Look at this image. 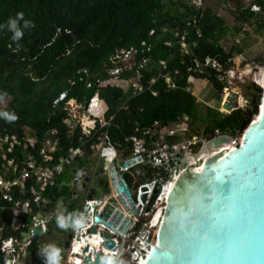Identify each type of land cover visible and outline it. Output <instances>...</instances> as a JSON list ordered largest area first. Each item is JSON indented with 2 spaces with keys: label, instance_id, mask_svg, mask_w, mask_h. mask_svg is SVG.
I'll return each instance as SVG.
<instances>
[{
  "label": "trees",
  "instance_id": "trees-1",
  "mask_svg": "<svg viewBox=\"0 0 264 264\" xmlns=\"http://www.w3.org/2000/svg\"><path fill=\"white\" fill-rule=\"evenodd\" d=\"M201 1L202 7L185 0H0V24L4 25L0 28V94L6 99L4 111L18 117L12 122L0 118V130L15 134L23 143L24 128H28L36 140L35 149L28 148L30 152H36L51 131H56L60 143L54 162L70 148L80 146L84 150V158L65 168L55 184L47 187L43 194L47 200L45 209L53 210L62 202L64 215L79 213V198L72 196L71 172L75 167L80 171L86 169L94 152L91 147L98 144L101 131L86 136L80 125L70 120L63 103L54 106L61 92H67V99L74 98L79 103L97 92L107 107L105 119L110 120L102 131H107L112 143L124 147H128L124 143L126 138L141 137L155 122L160 127H170L185 117L190 133L207 140L216 135L215 131L233 137L247 128L258 111L256 107L253 112L239 108L231 113L202 108L190 85L193 77L206 80L216 92L219 106L227 97L223 92L226 73L233 66L234 57L243 51L239 45H232L229 50L221 46L228 32L226 20L205 2L229 3L234 8V19L253 23L258 31L264 30V2L257 0L261 9L253 13L245 7L244 0ZM17 12L24 13L23 20L18 22L24 34L20 40H13L7 23ZM24 20L31 21L28 27H24ZM142 41L151 45L150 52L145 54L148 62L139 70L142 92L123 87L125 80L136 76L135 71L124 72L119 84L98 88L91 78L92 86H85L84 69L104 78L108 57L118 50L138 47ZM207 57L219 64L220 71L203 67ZM160 61L165 62V70ZM166 75L175 88L168 87ZM260 92L257 84L246 86V96L252 104ZM240 100L238 97L239 104ZM22 154L21 146H16L10 156L22 160ZM78 185L86 186L85 182ZM51 230L50 226L49 234ZM56 230L64 233L57 227ZM5 233L12 234L9 229ZM39 241L46 244L45 238ZM37 245V240L32 241L28 251L31 258L45 264ZM60 249L63 260L65 255Z\"/></svg>",
  "mask_w": 264,
  "mask_h": 264
},
{
  "label": "built area",
  "instance_id": "built-area-1",
  "mask_svg": "<svg viewBox=\"0 0 264 264\" xmlns=\"http://www.w3.org/2000/svg\"><path fill=\"white\" fill-rule=\"evenodd\" d=\"M264 2V0H262ZM202 2V1H201ZM200 2V3H201ZM245 7L251 12L257 13L261 7L257 0H245ZM200 7V6H197ZM67 33H70L67 31ZM153 31L149 32L152 35ZM184 37H182V40ZM186 44L182 41L181 46L185 48ZM151 45H147L145 41L140 43L138 47H130L114 52L104 63V78H99L95 74L88 73L84 69L83 73L87 76L85 86H92L91 78L95 79L98 88H103L108 84L122 83L121 76L126 71H135L136 76L132 79L124 81V89L132 87L136 93L142 92L143 88L139 84V70L148 62L145 55L149 53ZM161 69L165 70V62L160 61ZM203 67H211L216 71H220L219 64L212 58L207 57ZM165 82L169 88H175L170 78L164 76ZM220 79H223L222 77ZM259 85V84H258ZM190 90V89H188ZM155 94V93H153ZM1 96V94H0ZM98 94L95 93L89 101L79 103L76 99H67V92H61L54 100V106L63 103L64 110L68 112L71 121L78 123L81 130L87 136L93 133L95 135L98 130L99 142L92 146L96 153L93 161V173L89 174V163H86V169L83 174H77V182H84V178H89V183L80 188L79 186L72 194L74 198H79V213L85 215L91 214L85 210V207L92 206L98 200L103 204L107 202L108 196H103L109 190H113L111 180L106 181L98 179L99 169L108 173L109 165L114 163L115 172H120L126 179L131 196L134 199V207L132 211L125 212L119 202V196L122 195L118 191H113L110 196L115 198L122 208L125 215L132 222L131 226L125 233L109 230L110 238L116 243L115 250H109L104 247V243L108 240L101 232L105 231V226L101 223H94V214L92 219L87 221V227L82 230H74L70 239L69 250H65L66 255L62 261L63 264H85L84 256H90L93 260L95 254L101 256L105 253H116V259H123L125 264H141L138 259L146 260L149 254L151 233L163 221V216L167 206L168 196L178 173L183 168H177L175 171L171 169V165L175 163L176 155L189 156L187 164L193 163L191 156L200 152L202 146L208 141L200 135L191 134L187 127V118L180 119L174 126L160 127L155 122L153 127L145 130L142 136L133 135L126 138L124 143L128 147L121 146L118 143H112L108 137L107 131L103 128L108 127L110 120L105 119L106 106L102 103L101 107L96 104ZM6 99H0V111H4ZM75 112V114L73 113ZM82 113V119L77 122L76 114ZM89 128V130H86ZM245 130L239 131L235 136H230V142L227 144L233 148L240 146L242 136ZM25 138L21 143L15 134H9L5 130H0V264H36L35 257L31 258L28 251V245L34 241H38L37 248L45 262L41 253V248L46 245L39 241L40 238L47 237L49 223L52 221V215L56 214L59 202L54 209H45L47 200L43 194L47 187L53 186L59 175L65 168L70 167L73 162L79 158H84V150L78 146L70 148L65 156H60L54 162V155L58 151L59 137L56 131H51L50 136L44 140L42 145L37 148L36 152H30L28 148L35 149V137L30 134L28 128H24ZM215 136L224 135L215 131ZM92 138H88L91 140ZM21 146L22 160L14 156H10L14 147ZM111 149L114 155L111 159L105 155V150ZM92 154V155H93ZM144 157L147 160H144ZM132 159L131 162H129ZM100 162V163H99ZM128 162L127 167H123V163ZM79 170L78 167H75ZM74 168V169H75ZM73 169V170H74ZM128 176V179L126 178ZM95 183H92L94 180ZM109 179V180H108ZM75 187V188H76ZM97 189H101V195H97ZM95 191V194L92 193ZM95 198L88 199V196ZM145 199L142 200V197ZM123 198V197H122ZM125 201V200H124ZM126 202V201H125ZM140 207L137 218L133 216V210ZM37 208V209H36ZM114 210H117L114 208ZM101 211L99 208L95 210L96 214ZM63 213V212H61ZM113 214V212H111ZM7 221V222H6ZM123 220H120L117 228L121 226ZM95 226L96 233L91 232V228ZM34 227L40 228L42 235L23 241V233L30 232ZM9 229L12 234L6 235ZM15 232H20L19 236ZM94 237H99L96 244L92 243ZM11 240L9 245L7 241ZM81 244L79 251L73 252V244ZM87 247L86 253L83 254L82 248ZM131 250H133L131 252Z\"/></svg>",
  "mask_w": 264,
  "mask_h": 264
},
{
  "label": "water",
  "instance_id": "water-1",
  "mask_svg": "<svg viewBox=\"0 0 264 264\" xmlns=\"http://www.w3.org/2000/svg\"><path fill=\"white\" fill-rule=\"evenodd\" d=\"M262 76L264 80V73ZM259 87L261 92L254 104L246 100L239 104L237 92L227 87L223 90L227 94L223 102L226 113L243 107L249 112L255 107L258 110L245 129L239 147L228 146L230 136L224 134L209 139L198 154L191 156L194 161L190 165H186L189 156L176 155L170 168L175 171L180 167L183 171L175 178L163 221L151 233L146 260L138 259L141 264H264V84ZM127 166L128 162H124L123 167ZM99 172L98 178L107 176L111 180L113 190L108 188L103 195L108 196L105 204L98 200L92 206L87 205L85 210L94 214V223L105 226V231L101 232L108 239L104 247L115 250L116 243L110 238L109 230L127 231L132 222L122 208L130 213L135 202L125 177L115 172L114 163L109 165L108 173L102 168ZM73 181L77 182V178ZM84 181L89 183V178ZM113 191L122 195L123 198L119 196L122 208L110 196ZM92 198L95 197L88 196V199ZM217 201L227 202L226 207H220ZM97 208L101 211L99 214L95 213ZM139 210L140 207L133 210L135 218ZM211 211H216L215 223L207 219ZM120 220L123 223L117 228ZM91 232L96 233L95 226ZM39 235H42L41 229L34 227L32 233L22 234L23 241ZM71 237L72 233L67 234L65 250H69ZM250 248L255 249V255L245 257ZM209 250L210 258H201V253ZM215 250H220L226 257L241 258H211ZM86 251L87 247L82 248L83 254ZM100 256L95 254L93 260L84 256V263L99 264Z\"/></svg>",
  "mask_w": 264,
  "mask_h": 264
},
{
  "label": "rangeland",
  "instance_id": "rangeland-1",
  "mask_svg": "<svg viewBox=\"0 0 264 264\" xmlns=\"http://www.w3.org/2000/svg\"><path fill=\"white\" fill-rule=\"evenodd\" d=\"M188 4H194L202 7L203 3L201 0H185ZM201 2V3H200ZM244 4L246 2L244 0ZM205 5H209L215 9V13L224 17L226 20L227 33L224 36V39L220 42L221 46L225 50H229L232 45H239L243 51L239 56H235L233 59V66L226 73V77L224 78V82L229 90L237 92L239 94L240 102L242 104L243 101H249L246 96V86L250 83L260 84L259 81L263 78L264 73V30H257L253 25V23H241L234 19V15L232 11L234 8L229 3L223 4L222 2L215 1H206ZM236 30H238L236 32ZM192 83L190 85V89L197 98L199 104L203 107H212L217 108L220 112L226 113L223 109V102L219 106H217L215 97L216 92L208 85L206 80L191 78ZM224 92V91H223ZM227 96V94H225ZM203 111V110H202ZM75 114V112H73ZM77 122L82 119V113L76 114ZM82 117V118H81ZM96 153H94L90 158L89 163V175L91 176L93 173L94 164L92 161L96 158ZM100 163V162H99ZM101 181H106L107 176H101L98 178ZM94 180V179H93ZM95 181H93L94 183ZM97 195H101L102 190L97 189ZM56 215H52V223L54 224L58 230L64 232L66 235L72 232V228L61 229L57 226L56 223ZM56 229V228H55ZM62 233H59L57 230L53 232V234H47V240L49 239L52 242V245L56 247H62L61 237ZM59 236V237H58Z\"/></svg>",
  "mask_w": 264,
  "mask_h": 264
},
{
  "label": "clouds",
  "instance_id": "clouds-1",
  "mask_svg": "<svg viewBox=\"0 0 264 264\" xmlns=\"http://www.w3.org/2000/svg\"><path fill=\"white\" fill-rule=\"evenodd\" d=\"M23 17H24L23 12H17L15 18H9L7 27L12 32L13 40H20L23 37L24 33L21 27H19L18 25V22L20 20H23ZM30 23L31 21L24 20V27H28ZM3 27L4 25L0 24V28ZM17 47H19V45H17ZM259 82L264 84V80H261ZM0 99H2V96H0ZM89 99L87 101H89ZM95 102L96 104L98 103L100 107L102 103L104 104L103 100L99 97V94L97 100L95 99ZM0 118H4L8 122H12L15 121L18 117L14 112L0 111ZM104 154L107 155L109 159H111L112 156L114 155V152L111 149H108L105 150ZM55 219L57 226L61 229L72 228L73 230H82L87 227V221L91 220L92 217L91 214L85 215L84 213L73 212V213H69L68 215H64L63 213H58ZM98 241H99V237H94L92 243L96 244ZM84 242L85 241L82 240L80 244H73L72 247L73 252L79 251L81 244ZM11 243H12L11 240L7 241V244L10 245ZM41 253L45 257V264H61V249L59 247H56L51 244H47L41 248ZM115 257H116L115 252L105 253L104 255L100 256L99 264H125V261L123 259H116ZM77 264H79V262H77Z\"/></svg>",
  "mask_w": 264,
  "mask_h": 264
},
{
  "label": "snow or ice",
  "instance_id": "snow-or-ice-1",
  "mask_svg": "<svg viewBox=\"0 0 264 264\" xmlns=\"http://www.w3.org/2000/svg\"><path fill=\"white\" fill-rule=\"evenodd\" d=\"M219 179V178H218ZM217 204L220 205V207H226V203L225 201H217L216 202ZM206 205V204H205ZM207 219L212 222V223H215V220H216V211H211L209 212L208 216H207ZM210 251H205L203 253H201V258L203 259H208L210 258ZM255 255V249L254 248H250L247 250V252L245 253V257H252ZM211 258H219V259H225V258H228V259H239L241 257L239 256H229V257H226L224 255L223 252H221L220 250H215V254L214 256H212Z\"/></svg>",
  "mask_w": 264,
  "mask_h": 264
},
{
  "label": "crops",
  "instance_id": "crops-1",
  "mask_svg": "<svg viewBox=\"0 0 264 264\" xmlns=\"http://www.w3.org/2000/svg\"><path fill=\"white\" fill-rule=\"evenodd\" d=\"M95 160V159H94ZM93 160V161H94ZM92 161V162H93ZM94 163V162H93ZM76 171H78V173L77 174H83V172L82 171H80V170H78L77 168H75L74 170H72V172H71V177H72V181H71V183H70V185L73 187L74 186V188H73V190H72V194H74V192L76 191V186H79V185H77V183H74V181H73V179L74 178H76ZM69 178H70V176H69ZM94 181H96V180H94ZM93 183V182H92ZM95 183V182H94ZM96 184V183H95ZM77 192V191H76ZM74 197V196H73ZM62 203V202H61ZM64 211V209H63V206L61 207L60 205L57 207V212H56V214H58V213H61V212H63ZM51 226V232H50V234H53V232H55V228H56V226H53V224H51V223H49V227ZM48 233H49V231H48ZM63 234H65V233H62L61 234V236L63 235ZM59 237V236H58ZM60 239H61V237H59ZM47 244H51L52 245V242L48 239L47 240V237H46V245ZM60 248V247H59Z\"/></svg>",
  "mask_w": 264,
  "mask_h": 264
},
{
  "label": "flooded vegetation",
  "instance_id": "flooded-vegetation-1",
  "mask_svg": "<svg viewBox=\"0 0 264 264\" xmlns=\"http://www.w3.org/2000/svg\"><path fill=\"white\" fill-rule=\"evenodd\" d=\"M85 182V181H84ZM87 183V182H86ZM73 231L74 230H72V234H73ZM66 234H63L62 236H61V240H62V249H63V255H66V252L64 251V249H65V242L67 241V238H66ZM36 264H41V263H39L38 261L36 262Z\"/></svg>",
  "mask_w": 264,
  "mask_h": 264
},
{
  "label": "bare ground",
  "instance_id": "bare-ground-1",
  "mask_svg": "<svg viewBox=\"0 0 264 264\" xmlns=\"http://www.w3.org/2000/svg\"><path fill=\"white\" fill-rule=\"evenodd\" d=\"M262 80H263V78H262ZM260 85L262 86L263 84H262V83H260ZM198 157H199V155H198Z\"/></svg>",
  "mask_w": 264,
  "mask_h": 264
}]
</instances>
